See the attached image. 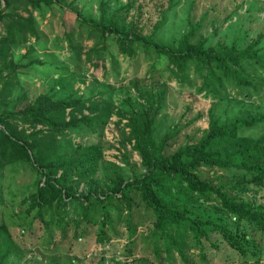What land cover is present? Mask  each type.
<instances>
[{"label":"trees","instance_id":"1","mask_svg":"<svg viewBox=\"0 0 264 264\" xmlns=\"http://www.w3.org/2000/svg\"><path fill=\"white\" fill-rule=\"evenodd\" d=\"M148 1L136 6L127 3L111 15L106 12V2L100 1L98 23L84 20L78 12V17L92 27V34L98 35L89 53L98 52L102 58L110 36L118 53L133 58L142 49L149 55L165 57L175 75H183L188 64H195L204 71L202 88L224 80L247 84L248 66L264 69L259 47L262 34L246 44L236 40L213 44L209 37L216 34L217 26L213 25L206 36L199 33L202 23H189L177 41L155 42L154 33L163 21L149 33H143L140 25ZM40 3L66 6L60 0H0L3 69L16 68L8 59L12 46L23 44L35 33L19 9ZM172 6L170 2L160 13ZM131 8L134 13L127 26L115 20L121 10ZM3 82L0 75V170L7 165L32 170L34 188L21 202L27 214L33 213V221L39 220L49 231L56 222L72 224L76 240L95 229V241L105 245L111 240L108 232L113 222L123 220L129 250L140 236L161 261L170 260L176 253L187 262L190 247L198 248L204 260L207 245L216 248L223 242L240 256L241 264L259 262L262 243L248 237L243 228L249 226L264 237V199L258 197L264 190V131L251 136L242 130L264 122V112L224 123L209 114L204 134L170 153L169 141L180 128L175 125L157 138L155 115L159 105L155 111L150 104L137 110L117 109L101 96H76L74 92L64 98L40 93L27 101L28 96L22 93L9 99L11 93ZM112 114L118 118L115 125L120 147L125 149L128 144L140 158L138 170L131 168L124 153L128 169L114 163L103 165L102 144H76L69 137L85 129L102 132ZM138 210L144 217L142 222L134 219ZM138 226H146L145 231L138 233ZM12 247L2 223L0 264L9 259Z\"/></svg>","mask_w":264,"mask_h":264},{"label":"rangeland","instance_id":"2","mask_svg":"<svg viewBox=\"0 0 264 264\" xmlns=\"http://www.w3.org/2000/svg\"><path fill=\"white\" fill-rule=\"evenodd\" d=\"M100 1L106 2L108 15L127 3L136 6L147 2L98 0V3ZM170 2L172 8L161 14ZM63 3L65 12L54 9L46 23L43 20L39 24L31 23L36 35L12 46L8 59L16 66L14 70L3 69L0 63V75L11 93L9 99L22 93L28 96L27 101L40 93L64 98L74 92L76 96H101L117 109L137 110L150 104L155 111L159 105L155 115L157 138L175 125L180 128L169 141L167 151L170 153L185 142L198 140L207 129L209 114L224 123L235 117L264 112V69L259 65L247 67V84L224 80L222 84L215 82L202 88L204 71L195 64H188L183 75H175L170 72L165 57L149 55L142 49L133 58L118 53L110 36L106 39L108 51L99 58L98 52L89 53L98 35H93L92 27L78 17L79 12L84 20L98 23V9L91 0H63ZM133 13V8L121 10L115 20L127 26ZM160 20L163 23L153 36L157 43H173L189 29V23H202L199 33L206 36L212 32L213 25L218 27L216 34L209 37L213 44L218 41L229 44L232 40L246 44L264 35V0H149L140 20L143 33H149ZM259 47L264 55V38ZM117 119L112 114L102 132L85 129L79 134L70 133L69 137L76 144H102L103 165L114 163L128 169L124 153L131 168L137 169L138 155L128 144L125 149L120 147ZM124 123L122 120L121 125ZM263 131L264 122L242 130L251 136ZM101 172L99 169L98 177ZM34 181L35 176L28 166L7 165L0 170V224L5 225L13 243L5 264H241L240 256L223 242L216 248L207 245L204 260L198 248L190 247L186 250L187 262L176 253L170 260L161 261L140 236L129 250L123 220L113 222L108 232L111 240L105 245L95 241V229L78 240L72 224L56 222L49 231L39 220L33 221V213L27 214L21 202L33 190ZM258 197L264 199V190H260ZM134 219L144 220L140 210ZM145 228L138 226L137 232ZM243 230L248 237L262 243L261 258L256 264H264V237L249 226L245 225ZM248 264L255 263L249 261Z\"/></svg>","mask_w":264,"mask_h":264},{"label":"crops","instance_id":"3","mask_svg":"<svg viewBox=\"0 0 264 264\" xmlns=\"http://www.w3.org/2000/svg\"><path fill=\"white\" fill-rule=\"evenodd\" d=\"M63 3V0H60ZM2 2V0H1ZM92 3H94L93 7L95 9H98V0H91ZM64 4V3H63ZM51 8H53V11H51ZM59 9L60 12H65L66 7H61L56 3L51 4L50 6H47L45 4L40 3L39 5H27L19 9V13L23 16L28 18L29 22L32 24H39L41 20H43V23H46L45 21L48 20L49 16H51L50 12H54L55 10ZM63 10V11H62ZM43 14V15H42ZM43 17H42V16ZM47 17V19H46ZM33 28V27H32ZM36 34H31L30 37L35 36ZM35 41V38L33 39Z\"/></svg>","mask_w":264,"mask_h":264}]
</instances>
